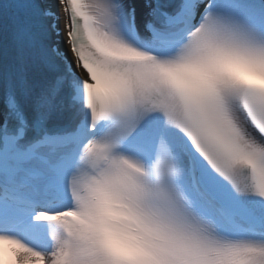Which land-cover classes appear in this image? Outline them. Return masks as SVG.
I'll return each mask as SVG.
<instances>
[{
    "label": "snow or ice",
    "instance_id": "1",
    "mask_svg": "<svg viewBox=\"0 0 264 264\" xmlns=\"http://www.w3.org/2000/svg\"><path fill=\"white\" fill-rule=\"evenodd\" d=\"M0 17V145L39 169L13 178L28 195L8 207L47 233L41 246L0 230V264H125L84 224L101 190L164 233L159 264H264V227L224 228L264 215V81L191 90L173 75L218 53L264 62V0H0Z\"/></svg>",
    "mask_w": 264,
    "mask_h": 264
},
{
    "label": "clouds",
    "instance_id": "2",
    "mask_svg": "<svg viewBox=\"0 0 264 264\" xmlns=\"http://www.w3.org/2000/svg\"><path fill=\"white\" fill-rule=\"evenodd\" d=\"M222 74L246 75L264 81V62H252L213 54L176 69V81L197 90ZM103 245L125 264H159L158 250L166 243L164 233L136 216L127 202L110 191L98 193L91 216L84 221Z\"/></svg>",
    "mask_w": 264,
    "mask_h": 264
}]
</instances>
